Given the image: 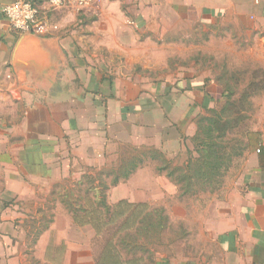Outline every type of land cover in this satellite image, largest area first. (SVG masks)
<instances>
[{"label": "crops", "instance_id": "crops-1", "mask_svg": "<svg viewBox=\"0 0 264 264\" xmlns=\"http://www.w3.org/2000/svg\"><path fill=\"white\" fill-rule=\"evenodd\" d=\"M11 1L0 0V264H15L11 242L1 239L16 227L14 204L59 183L79 161L95 166L110 142L152 149L149 160L138 156L135 171L159 170L149 167L158 160L155 155L172 158L190 148L184 122L191 124L190 110L213 96L209 87L199 88L192 77L143 88L135 81L112 80L106 59L113 37L126 43L151 22L159 41H165L180 25L198 26L205 35L220 32L222 42H232L237 50L247 46L234 53L240 63L232 70L222 63L221 75L237 74L238 67L251 64L264 69V0H101L83 11L68 5L49 14L57 28L44 36L12 29L2 11ZM82 13L97 16L86 26L105 40L82 35ZM175 57L185 56L168 54ZM218 85L217 90L228 89ZM258 148L244 156L237 193L211 230L226 256L224 264H264V136ZM119 200L148 198L139 199L128 189Z\"/></svg>", "mask_w": 264, "mask_h": 264}, {"label": "rangeland", "instance_id": "rangeland-1", "mask_svg": "<svg viewBox=\"0 0 264 264\" xmlns=\"http://www.w3.org/2000/svg\"><path fill=\"white\" fill-rule=\"evenodd\" d=\"M94 17L97 19L95 14H79L80 30L82 35L93 34L98 42L103 41L105 37L100 32L89 33L87 29L86 25L92 23ZM177 29L178 33L167 36L165 41H159L151 22L139 27L134 37L126 38V43H119L113 37L112 55L106 59L112 66L109 75L112 80L135 81L141 88L158 82L161 85V82L178 84L187 77L199 82L203 90L209 87L213 96L203 99L201 105L190 110L191 124L187 125L188 120L184 122L185 133L191 135L186 137L190 148L171 158V168H179L174 177L168 174L169 169H145L134 171L128 178L120 177L115 184L114 179L120 173L117 169L142 154L149 160L152 149L136 146L127 142L129 139L125 144L110 142L106 156L97 157L95 166L79 161L59 183L43 187L31 201L14 204L16 227L10 230L9 238L1 239L2 242H11V261L15 264H98L99 254L110 242L113 248L120 250L124 260L129 261L124 264L225 263L226 256L212 239L211 230L217 229L220 211L232 203L244 156L256 151L264 136V73L261 72L264 69L251 64L238 67L237 74L221 75L223 64H229L231 68L240 63L233 59V55L245 51L247 46L237 50L232 42H222L220 32L215 30H209V35H205L198 26L180 25ZM228 33L229 30L222 35ZM97 51L106 55L100 48ZM170 52L185 57L168 58ZM217 53L225 57L217 59ZM191 71L190 76L184 75ZM241 71L244 73L240 74ZM217 85L228 89L217 90ZM226 102L235 106L229 117H243L245 120L233 136L243 137L244 142L251 137V146L219 179L215 189L209 186L200 188L201 180L193 179L196 187L184 192L174 178L179 180L181 174L187 172L186 165L191 158L188 152L194 150L197 142L193 140L199 120L197 115L207 114L211 108L220 110ZM163 157L154 159L149 167H161L163 161L165 163ZM180 184L184 186L185 181L181 180ZM128 189L139 199L148 198L146 202H130L147 205L142 208L143 219L138 235L134 234L135 227L119 231L123 222L120 216L102 227L99 235L92 226L81 227L74 222L73 216L77 213L92 217L90 214L94 209L99 211L97 216L109 218L110 213L98 206V201L105 197L110 205L117 204ZM132 211V208L128 209L124 218Z\"/></svg>", "mask_w": 264, "mask_h": 264}, {"label": "trees", "instance_id": "trees-1", "mask_svg": "<svg viewBox=\"0 0 264 264\" xmlns=\"http://www.w3.org/2000/svg\"><path fill=\"white\" fill-rule=\"evenodd\" d=\"M225 95V94H224ZM234 104V103H233ZM235 106L231 103H225L221 109L211 108L207 114H198L199 120L197 122V130L193 136V140L197 141L194 145V150H189L190 161L186 165L187 172L181 174L180 179H175V182L180 185L184 192L190 191L195 188L193 179L201 180L199 183L200 188L209 186L215 189L217 182L228 171L232 164L239 158H242L244 153L251 146V137L244 142V138H237L233 136L237 129H240L245 120L243 117H229L232 116V112ZM210 112V113H209ZM236 129V130H235ZM189 149V148H188ZM196 152V154H194ZM194 154V155H192ZM163 165L158 167L159 170L169 169L170 177H174V173L179 168H171V158L167 157L164 153L155 155L154 157L159 160L162 159ZM139 158L135 157L128 160L125 166L117 169L120 172L114 179L116 184L119 178H128L139 165ZM171 169V170H170ZM121 175V176H120ZM185 181L184 186H181L180 181ZM221 183L217 187H220ZM98 206H102L110 213L109 218H101L98 210L92 211L90 215L92 217H84L82 214H76L73 216L74 222L78 226H92L97 235L101 233V229L107 226L117 218L122 217L123 222L120 227L121 232H125L130 228L135 227V235H138L141 228V222L143 219L142 208H146L145 203H130L127 200H120L117 204L110 205L105 197H103L97 203ZM132 208L133 211L130 215L125 216L126 211ZM144 214V213H143ZM142 215V216H141ZM120 216V217H119ZM154 225L153 223H149ZM124 256L120 253V250L113 248L110 242L108 246L99 254L98 264H124ZM136 261L138 258L135 259ZM129 262V261H126Z\"/></svg>", "mask_w": 264, "mask_h": 264}, {"label": "built area", "instance_id": "built-area-1", "mask_svg": "<svg viewBox=\"0 0 264 264\" xmlns=\"http://www.w3.org/2000/svg\"><path fill=\"white\" fill-rule=\"evenodd\" d=\"M101 0H12L3 7V13L12 29L19 33L47 35L57 28L49 14L72 5L77 10H86ZM260 151V148L257 149Z\"/></svg>", "mask_w": 264, "mask_h": 264}, {"label": "water", "instance_id": "water-1", "mask_svg": "<svg viewBox=\"0 0 264 264\" xmlns=\"http://www.w3.org/2000/svg\"><path fill=\"white\" fill-rule=\"evenodd\" d=\"M28 34H32V33H28ZM32 35H36V34H32ZM38 36H42V35H38Z\"/></svg>", "mask_w": 264, "mask_h": 264}]
</instances>
